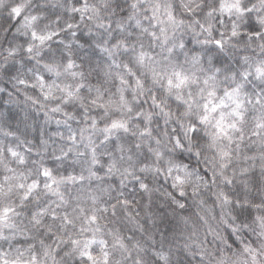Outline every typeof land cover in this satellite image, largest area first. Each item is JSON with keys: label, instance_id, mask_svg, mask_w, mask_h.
Wrapping results in <instances>:
<instances>
[{"label": "clouds", "instance_id": "1", "mask_svg": "<svg viewBox=\"0 0 264 264\" xmlns=\"http://www.w3.org/2000/svg\"><path fill=\"white\" fill-rule=\"evenodd\" d=\"M0 264H264V0H0Z\"/></svg>", "mask_w": 264, "mask_h": 264}]
</instances>
